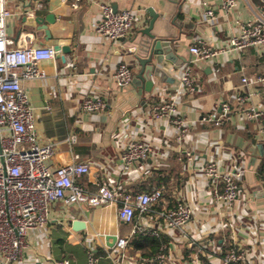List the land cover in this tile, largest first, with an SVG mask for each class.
<instances>
[{
  "label": "crops",
  "instance_id": "obj_1",
  "mask_svg": "<svg viewBox=\"0 0 264 264\" xmlns=\"http://www.w3.org/2000/svg\"><path fill=\"white\" fill-rule=\"evenodd\" d=\"M29 1L6 0L11 11L7 18L8 36L16 44H60L71 48L65 54L66 61L56 55L54 60L41 62L47 73L45 80L23 82L35 109L38 138L54 144L51 164L89 163L90 173L78 181L91 191L98 190L101 185H111L123 186L133 192L148 179H163L159 188L166 195L158 208L171 207L178 199L193 204L194 221L187 229L195 240L202 242L214 238L226 249L225 244L231 238L247 251V264H264V171H260L264 161V135L259 133L256 121L240 113L244 108L264 103V82L244 87L248 100L242 105L234 97L242 84L243 74L252 79L264 76V50L228 48L229 39L243 24L259 16L264 18L260 0H240L227 16L221 11L220 0H33L32 7L24 8L23 4ZM103 2L116 4L118 10L130 8L138 15L135 27L126 37L111 40L97 33L95 23L101 18ZM207 7L216 12L215 21L204 18ZM150 10L158 15L151 32L172 41L176 61L161 65L167 80L173 79L172 82L153 75L152 91L142 94L145 83L139 77L142 67L137 55H147L143 44L148 39L144 29L152 20ZM50 12L56 16L54 23L45 21L50 29V39L44 30L37 29V24L27 25L23 21L26 13L45 16ZM200 39L225 50L210 61L199 62L200 89L194 95L179 98V111L184 118L193 121V127L183 141H178L172 136V130L154 120L149 112L158 100L155 91L177 84L180 71L194 59L190 47ZM68 59L75 61L74 68L66 66ZM122 62L131 67L133 76L126 86L118 87L113 75ZM94 90L106 99L107 108L88 114L81 105L85 96ZM222 101L230 102L234 110L231 120L225 123L223 131H219L201 122L200 117L218 109ZM139 139L152 145V156L124 170L120 151L127 142ZM186 149L192 153L191 158L181 155V150ZM213 152L225 168L230 169L235 163L245 168L234 217L219 212L211 198L208 182L197 171ZM154 186L153 189L157 188ZM168 189L172 191L170 198L174 201L168 197ZM153 219L151 214L137 215L133 224H124L119 220L115 204L68 206L58 201L51 207L48 225L30 235L31 245L27 252L35 255L37 264H48L53 260L87 264L88 249L93 247L102 255L100 264H146L143 259L149 256L130 249L129 243L125 258L119 262L107 252L113 250L109 243L114 237L129 241L134 234H140L133 233L135 224H152ZM79 222L84 226L78 225ZM178 234L173 230L162 232L168 237L164 242L169 245L166 253L177 254L171 248L172 242L186 257V242ZM210 259V263L220 264L219 256Z\"/></svg>",
  "mask_w": 264,
  "mask_h": 264
},
{
  "label": "built area",
  "instance_id": "obj_2",
  "mask_svg": "<svg viewBox=\"0 0 264 264\" xmlns=\"http://www.w3.org/2000/svg\"><path fill=\"white\" fill-rule=\"evenodd\" d=\"M220 2L221 11L227 16L239 5L240 0ZM10 15L6 0H0V264H37L35 255L27 252L31 245L30 235L48 225L51 207L58 201L68 206L87 204L99 207L115 204L119 220L124 224H133L137 215L142 217L151 214L154 222L135 224L133 233L160 237L162 232L173 230L186 242V257L171 242L176 255H168L166 249L169 245L164 243L154 257H146L144 262L206 264L202 257L210 262L211 256L216 255L220 257V264H247V251L235 242L223 249L214 238L208 237L206 241L200 242L190 235L187 227L194 221V207L186 200L178 199L175 206L158 208L166 195L160 188L133 193L123 186L101 185L98 190L91 191L78 181L90 173L89 163L73 161L61 166L51 164L55 153L54 144L39 140L35 109L23 82L31 79L45 80L47 73L41 67V62L54 60L57 51L54 46L16 44L7 34V18ZM203 16L210 21L217 19L216 12L209 7L204 10ZM137 17L130 8L115 10L110 2H103L101 18L95 23V29L106 39L119 40L135 27ZM228 46L229 50H264V18L259 16L243 24L240 31L229 39ZM224 50L223 47H214L205 39L196 41L190 47L194 59L180 71L177 84L172 88L161 87L155 91L158 100L149 113L166 129H171L172 136L178 141H183L193 127V121L184 118L179 111V98L182 95H194L200 89L199 62L210 61ZM66 66L74 68L75 61L68 59ZM132 76V69L126 62L120 63L113 75L118 87L126 86ZM241 81L234 97L242 105L248 100L244 87L254 82H264V76L252 79L243 74ZM81 107L88 114L98 113L107 108V101L94 90L85 96ZM233 110L230 102L222 101L218 109L201 115L200 121L223 131L225 123L232 118ZM240 113L256 121L259 133L264 135V103L244 108ZM152 153V145L147 141L139 139L127 142L120 151L124 170L146 161ZM181 155L192 157L187 149L181 150ZM197 171L208 182L211 198L219 212L224 211L234 217L241 197V180L245 168L235 163L227 169L218 162L213 152L197 167ZM128 243L127 238H118L112 246L113 250L107 252L108 255L117 262L121 261L125 258ZM48 264H69V261L53 260ZM87 264H100V257L93 247L88 249Z\"/></svg>",
  "mask_w": 264,
  "mask_h": 264
},
{
  "label": "water",
  "instance_id": "obj_3",
  "mask_svg": "<svg viewBox=\"0 0 264 264\" xmlns=\"http://www.w3.org/2000/svg\"><path fill=\"white\" fill-rule=\"evenodd\" d=\"M32 1L30 0L29 3H24V8L32 7ZM260 3L264 6V0H260ZM115 10H117L116 4H113ZM151 11L152 20L147 28L144 29V32L147 36V40L144 42L143 46L146 50L145 56L137 55L139 63L142 67L140 71L139 77L144 80V88L141 90L143 92H150L154 87V79L153 75L161 79L162 81L167 80V75L162 69L161 65L166 61L174 63L176 61V55L173 52L172 41L170 39H166L163 37H158L151 30L154 27L155 21L158 17L155 13ZM23 21L27 25H32L33 23L37 24V29L44 30L46 33L47 38L50 39L51 33L48 25L45 21L49 23H54L56 21V16L54 13H48L47 15L43 16L40 14H36L34 16H30L27 13L23 17ZM57 51V56L61 57L63 61H66V53L71 51L70 46L68 45H60L57 44L54 46ZM167 81H173V79H168ZM80 226H84L83 222L77 223ZM113 242L109 243V246L112 247L116 242V237L113 238Z\"/></svg>",
  "mask_w": 264,
  "mask_h": 264
},
{
  "label": "trees",
  "instance_id": "obj_4",
  "mask_svg": "<svg viewBox=\"0 0 264 264\" xmlns=\"http://www.w3.org/2000/svg\"><path fill=\"white\" fill-rule=\"evenodd\" d=\"M260 171L261 172L264 171V161L262 162V164L260 166ZM158 177L159 176H157V178ZM162 181H163V179H160V178L159 179H148V180L144 181L143 183L139 184L138 189L133 191V193H139V192H142L143 190L151 191L153 189L154 185H155L154 187L159 188L162 186ZM167 195L169 198L171 197L172 191L170 189H168ZM170 200H173V199L170 198ZM175 204H176V201L174 204L172 203L171 207L175 206ZM230 239H228V241L225 244L226 248H229L230 244L232 243V241ZM167 241H168V237L165 235L164 236L161 235L160 237H153V236H148V235L134 234L132 236V238L129 240V246H130V249L140 250L142 253V256L154 257L156 255V253L158 252L160 246L164 242H167ZM96 255H98L99 257L102 256L99 253H96ZM202 258L204 261H206V264H212V263L208 262L206 258H204V257H202ZM146 264H158V263L156 261H154V262H147Z\"/></svg>",
  "mask_w": 264,
  "mask_h": 264
}]
</instances>
